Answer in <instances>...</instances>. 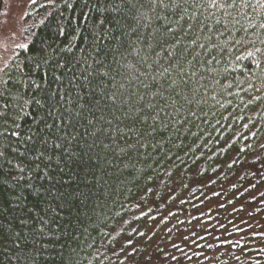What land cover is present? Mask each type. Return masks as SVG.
<instances>
[{
	"label": "trees",
	"instance_id": "obj_1",
	"mask_svg": "<svg viewBox=\"0 0 264 264\" xmlns=\"http://www.w3.org/2000/svg\"><path fill=\"white\" fill-rule=\"evenodd\" d=\"M23 23L0 264H264V0H29Z\"/></svg>",
	"mask_w": 264,
	"mask_h": 264
},
{
	"label": "rangeland",
	"instance_id": "obj_2",
	"mask_svg": "<svg viewBox=\"0 0 264 264\" xmlns=\"http://www.w3.org/2000/svg\"><path fill=\"white\" fill-rule=\"evenodd\" d=\"M28 1L8 0L0 14V63L26 40L23 17Z\"/></svg>",
	"mask_w": 264,
	"mask_h": 264
}]
</instances>
